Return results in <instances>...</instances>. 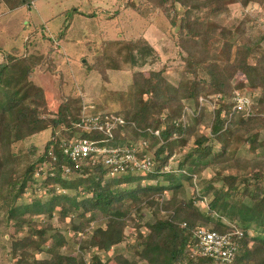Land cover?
I'll use <instances>...</instances> for the list:
<instances>
[{
    "label": "trees",
    "instance_id": "obj_1",
    "mask_svg": "<svg viewBox=\"0 0 264 264\" xmlns=\"http://www.w3.org/2000/svg\"><path fill=\"white\" fill-rule=\"evenodd\" d=\"M146 1L178 27L179 80L172 84L164 68L147 74L135 70L127 88L113 95L120 101L115 111L82 110L81 99L69 94L54 112L46 90L32 80L37 69L55 72L50 53H31V34L23 50L0 48V226L14 227L9 238L13 264H106L97 253L86 262L84 250L107 253L123 243L135 217L145 219L146 228L143 232L137 222L136 255L117 252L111 264H220L193 255L194 231L208 224L221 233L240 230L230 264H264V34L257 16L246 10L264 0ZM33 2L0 0L10 11ZM232 4L242 11L227 19ZM177 5L184 8L179 18ZM108 43L113 64H108L109 50H103L86 65L103 80L107 69H133L154 52L144 37ZM236 91L256 96L248 113L234 108ZM110 114L123 123L115 125L108 141L102 131L81 127L83 116ZM47 129L52 136L41 152L33 145L24 154L15 151L18 142ZM73 137L129 151L140 144L135 153L141 157L150 152L153 171L112 174L101 157L93 156L77 163L62 146ZM185 146L188 150L171 167L169 159H176ZM207 167L214 172L208 179ZM183 182L193 187L190 195ZM199 201H207V208L201 209ZM55 211L63 220L71 217L74 235L86 234L88 247L64 253L68 241L59 230L50 223L33 226L35 216L52 218ZM96 219L101 224L87 232ZM25 226L27 233L19 234ZM2 237L0 227V251L5 249ZM41 252L46 257H38Z\"/></svg>",
    "mask_w": 264,
    "mask_h": 264
},
{
    "label": "rangeland",
    "instance_id": "obj_2",
    "mask_svg": "<svg viewBox=\"0 0 264 264\" xmlns=\"http://www.w3.org/2000/svg\"><path fill=\"white\" fill-rule=\"evenodd\" d=\"M177 9L179 10L177 18H179L183 14L184 8L177 5ZM228 10V13L225 14L227 19L238 17L242 11L238 4L230 5ZM246 10L251 17L257 16L259 22L257 28L264 34V4L262 6L251 4ZM173 13L172 11L170 15ZM41 26L43 30H41ZM177 33L178 27H172L168 17L161 10L151 7L146 0H34L31 7L23 6L12 11L7 10L5 5L0 3V48L6 51L12 47L23 50L25 40L31 34L29 36L31 41L29 51L33 53L38 50V53L43 55L50 53L55 62V72L37 69L32 77L36 85L46 90L50 108L54 112L58 110L62 97L69 94L74 98L81 99L82 110L92 107L98 112L118 110L120 101H116L113 95L127 88L131 74L135 70L147 74L149 70L164 68V76L176 85L181 69L179 66L182 62L178 53L179 48L175 42ZM42 35H44L43 38ZM138 37H144L154 50L144 63L141 64V61H138L141 65L133 69H129V67L120 70L107 69V80H103L97 71L90 69L91 67H86L94 62L95 56L101 51L109 50L110 44L107 42L118 38L136 39ZM50 48L52 51H49ZM110 51L112 50L108 51L110 56L108 64L112 65L114 51ZM1 58L0 54V60ZM44 64L48 65L47 61ZM59 86L62 92H60ZM253 99L255 100L256 96ZM61 130L62 128L58 127L56 132L63 138ZM200 130L201 132L205 131L202 126ZM51 136V129H47L18 142L15 151L24 154L27 148L33 145L37 147L39 153ZM73 139L75 138L73 137ZM72 140L70 139V141ZM137 146L140 150L141 145ZM188 146L181 149L176 159H172L173 157L169 159L171 167L177 165L188 150ZM148 154L152 156L150 152ZM213 175L214 172L207 167L204 177L208 179ZM183 183L190 195L193 187L188 182ZM196 184L197 190H199L200 182L196 181ZM164 196H170V192H166ZM207 201H199L197 204L201 209H206ZM143 211L147 214L149 208L146 207ZM70 218L67 217L63 220L55 211L52 218L42 215L35 216L33 226L38 228L50 223L68 241V244L62 249L63 252L72 254L77 251L79 246L88 247V244L83 242L87 237L86 234L74 235ZM138 221L141 222V230L144 232L146 228L142 224L145 219L139 220L135 217V220H129L125 229L129 236L127 240L113 247L107 253L94 248L85 249L83 254L85 261L88 262L93 253L99 254L106 264L113 263L112 257L117 252H123L126 256L133 258L136 255L133 244ZM101 222V219L92 221L86 231L92 230ZM210 225L212 224H208L206 227H211ZM0 227L3 233L2 244L5 246V249L0 251V264H13L14 259L9 253V238L15 234L14 227H6L3 223ZM27 231L28 226H25L19 234H26ZM49 242L51 243L50 240L47 243ZM37 256L46 257V253L41 252ZM139 264H144V262H139Z\"/></svg>",
    "mask_w": 264,
    "mask_h": 264
},
{
    "label": "built area",
    "instance_id": "obj_3",
    "mask_svg": "<svg viewBox=\"0 0 264 264\" xmlns=\"http://www.w3.org/2000/svg\"><path fill=\"white\" fill-rule=\"evenodd\" d=\"M203 100L200 98V101ZM234 108L250 111L252 99L249 95L235 92L233 96ZM123 123L119 116L104 115L103 117L83 116L81 127L85 130H98L107 135L108 141L112 137V130L117 123ZM158 134V131H155ZM102 140H92L88 138H75L72 141L63 143V152L72 160L79 163L88 157H101L104 166L111 168L112 174L125 172H152V156L144 153L141 157L136 155L138 148L134 147L129 151L127 148H113L101 145ZM78 166V164H76ZM238 228L227 232H217L210 227H199L194 231L195 250L193 255L208 257L220 264H230L237 251V241L235 236L240 235Z\"/></svg>",
    "mask_w": 264,
    "mask_h": 264
}]
</instances>
